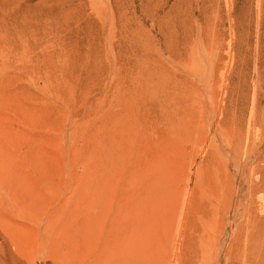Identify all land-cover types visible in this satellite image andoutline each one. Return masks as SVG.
I'll return each mask as SVG.
<instances>
[{
    "label": "rangeland",
    "instance_id": "374dc122",
    "mask_svg": "<svg viewBox=\"0 0 264 264\" xmlns=\"http://www.w3.org/2000/svg\"><path fill=\"white\" fill-rule=\"evenodd\" d=\"M154 84L155 134L140 104ZM166 164L175 217L123 212L133 244L151 230L154 263L185 264L173 252L195 187L210 216L192 264H242L252 232L264 264V0H0V264H76V231L108 230L120 196ZM91 248L82 264H105V241Z\"/></svg>",
    "mask_w": 264,
    "mask_h": 264
},
{
    "label": "bare ground",
    "instance_id": "6f19581e",
    "mask_svg": "<svg viewBox=\"0 0 264 264\" xmlns=\"http://www.w3.org/2000/svg\"><path fill=\"white\" fill-rule=\"evenodd\" d=\"M160 84H154V87L150 90H152L150 92V90L147 88V90L144 89V96H142V101L140 102L141 104V107H146L149 103H150V107L149 108H146V110L148 111V119H150L149 122L151 121H154L153 124H151L153 126V134H155L156 131H158V127L160 126V123L156 120H153L155 119L156 115L154 114L155 111H152L154 110L155 108L157 107H160L161 104H159L157 101H156V97L154 96L155 94L153 93L157 88L161 87L159 86ZM140 99V98H139ZM127 99H125L124 101H126ZM148 101V102H147ZM147 102V103H146ZM128 103V102H127ZM124 110V109H123ZM155 115V116H154ZM145 117V116H144ZM131 118V117H130ZM125 119V116L123 117V121ZM127 120V119H126ZM144 121H145V118H144ZM122 122V121H121ZM130 122V121H129ZM124 123V122H122ZM121 123V124H122ZM127 124V122H126ZM146 124V123H145ZM143 123V125H145ZM148 124V123H147ZM123 125V124H122ZM150 125V126H151ZM124 127V126H123ZM130 127V126H129ZM146 127V126H145ZM122 128V127H121ZM137 128V127H136ZM132 129V127H131ZM134 129V128H133ZM146 129V128H145ZM147 129H149L147 127ZM151 129V127H150ZM136 131V129H135ZM122 132V131H121ZM132 134H133V131L131 130ZM144 132V131H143ZM125 133V131H124ZM135 133V132H134ZM141 133V132H140ZM123 133H121L122 135ZM145 134V133H144ZM131 136H134V135H131ZM140 136V135H139ZM137 137L140 139V137ZM124 137V135H123ZM142 137V136H141ZM155 137V136H154ZM153 137V138H154ZM121 138V136H120ZM125 139V138H124ZM141 140V139H140ZM143 140V138H142ZM139 142V141H138ZM142 142V141H141ZM146 142V141H145ZM153 142V141H152ZM159 142V141H158ZM137 141H135L134 144H136ZM127 144V143H126ZM125 144V145H126ZM147 144V143H146ZM159 144V143H158ZM157 144V145H158ZM124 145V147H125ZM120 146V145H119ZM145 146V145H144ZM123 147V146H122ZM127 147V146H126ZM132 147L131 149L133 150V146H130ZM140 148V147H139ZM124 149V148H123ZM129 149V147L127 148ZM125 151V154L124 156L126 155V153L129 152V150ZM137 149V148H135ZM134 149V150H135ZM144 149V147H143ZM125 150V149H124ZM133 150V151H134ZM123 151V150H121ZM131 151V150H130ZM137 151V150H135ZM146 150H144L145 152ZM151 152V151H150ZM153 152V150H152ZM158 152V151H157ZM103 153V152H102ZM133 152H131L132 154ZM130 154V152H129ZM130 154V155H131ZM135 154V153H134ZM156 154V153H155ZM160 154V153H159ZM159 154L157 157H159ZM118 155V154H117ZM138 155V154H136ZM145 155V158H147V154L146 152L144 153ZM143 155V156H144ZM157 155V154H156ZM164 154H162L161 157H163ZM151 156V155H150ZM155 156V155H154ZM127 157V156H126ZM125 157V158H126ZM133 157V154L132 156ZM139 157V156H137ZM142 157V156H141ZM139 157V158H141ZM120 158V157H118ZM130 157L128 156V159ZM138 158V159H139ZM152 158V157H151ZM156 158V157H155ZM158 159V158H157ZM161 159V158H159ZM131 160V159H130ZM129 160V161H130ZM135 160V158L133 159ZM145 160V159H144ZM163 160L165 161V159L163 158ZM168 160V159H167ZM127 161V160H126ZM140 161V160H139ZM147 161V160H146ZM145 161V162H146ZM157 161V160H156ZM155 161V162H156ZM121 162V161H120ZM132 162V161H131ZM144 162V163H145ZM154 162V161H153ZM160 163V161H158ZM157 162V163H158ZM167 162V161H166ZM133 163V162H132ZM138 163V161H137ZM165 163V162H164ZM169 163V161H168ZM135 164V163H134ZM140 164V163H139ZM153 164V163H152ZM161 164V163H160ZM129 165V164H128ZM145 165V164H144ZM143 165V166H144ZM147 165V164H146ZM154 165V164H153ZM122 166H123V163H122ZM134 166V165H133ZM137 166V165H136ZM135 167V166H134ZM138 167V166H137ZM147 167H149L147 165ZM159 167V166H158ZM162 167V166H161ZM168 167H169V164H168ZM167 167V164L165 165V167L162 169H164L162 171L161 174H158L157 171H155V173H151V174H147L148 177H146L145 181L143 182L142 184V189L138 190L137 192H134V193H126V194H122L120 196V205L117 207V214H116V219L113 223L110 221L109 223H112V224H109L107 225V229L106 231H102V229H100V226L101 224H103V222L105 221L101 219V214L104 213V216L105 218H107L105 214H108L106 212V209H104L102 211V209L99 211L98 208H96L98 210L99 213H101L99 215V213L96 212L97 215H99L100 217V221H98V225L100 222H102L100 225H99V228H98V225L96 227V221L94 222L95 223V226H94V223H90L91 226H90V229H85L86 232H84L85 234L83 236L81 232L83 231H80V230H77L76 233H75V254H76V264H82L81 260H82V256L81 253L82 251L87 253L88 251L90 252V250L93 248V247L98 241H105L106 243V248L108 249V252L105 256V264H153L154 263V257L152 255H154V251L156 252L155 254H159V258H160V254H163L164 255V252H161L159 250V247H158V243H159V240L156 236L153 235V231L151 233V230L150 233L149 232H146L147 230H144V232H141L142 235H141V238L138 240V241H135L136 242V246H135V243L133 244V242L131 241V235L129 233L126 232V228H125V225L122 224V222L120 221V218H121V215L123 214L124 212V216L128 217V215H131L133 213V211L136 213V206H137V211H139L140 209V215L139 217H141L143 219V217L147 218V219H144V220H140L139 221H144V222H147L148 225L149 223H153L152 221H154V223L156 221H168V213L169 215H173L174 214V209L176 208V205L175 203L173 204L170 200V196L169 197H166L165 195V192L167 191L170 183L167 182L166 180V177H164L162 179V175L165 173V175L167 176V173L169 172L168 170H171L170 168L168 169ZM136 168V167H135ZM127 169V168H126ZM139 169V168H138ZM123 170V169H122ZM141 170V168H140ZM155 170V169H154ZM143 171V170H142ZM127 172V171H126ZM133 172V171H132ZM149 173V172H148ZM170 173V172H169ZM130 174V173H129ZM170 175V174H169ZM168 175V176H169ZM137 176V175H135ZM134 176V177H135ZM164 176V175H163ZM208 176V175H207ZM133 177V176H132ZM141 177V176H140ZM131 178V177H130ZM211 178V176H210ZM168 179V178H167ZM169 181V180H168ZM205 182V181H204ZM209 182V181H207ZM128 184V183H127ZM217 184V183H216ZM191 187H192V184H191ZM157 189V190H156ZM214 191V190H213ZM122 197V198H121ZM169 199V200H168ZM260 201H261V210H262V213L264 212V196L260 197ZM95 202H97V200H95ZM99 202V201H98ZM215 202V201H214ZM119 203V202H118ZM117 203V204H118ZM126 204V205H125ZM210 206V203L207 201V198H206V193L203 191V189H196L194 187V189L192 190L191 188L188 189V192L186 194V197L184 199V202H183V207H182V212L179 214V222H178V226H179V230H180V233H179V244H175V249H174V252H173V263L175 262H180L182 261L183 263L185 264H192L194 261L196 262L195 259H200V258H203L206 254V250H207V247H203V249L200 248V242L203 241L201 239L203 238H206L205 242L208 241V233L205 232V228H204V224H201V220L202 218H205L206 216H208V208ZM112 208V206H111ZM169 208V209H168ZM113 209V208H112ZM188 210V212H187ZM105 211V212H104ZM210 213L212 212L211 209L209 210ZM103 212V213H102ZM190 212H192V216H193V220L191 219L190 220ZM189 213V215H187ZM208 214V215H207ZM212 214V213H211ZM210 216V215H209ZM98 217V218H99ZM103 217V215H102ZM114 217V216H113ZM131 217V216H130ZM130 217L128 218L127 221H131ZM173 218L175 217L174 215L172 216ZM109 218V217H108ZM111 219H113L111 217ZM130 219V220H129ZM261 220H264V217L261 216L260 217ZM170 220H171V217H170ZM183 220H185L186 222H183ZM113 221V220H112ZM139 221H133V223H136V222H139ZM92 222V221H91ZM105 223V222H104ZM108 223V220L107 222L104 224L106 225ZM128 223V222H127ZM126 223V224H127ZM133 223H132V226H133ZM157 223V222H156ZM89 224V225H90ZM131 224V223H130ZM141 224V223H140ZM112 225V227H108ZM135 225V224H134ZM137 225V224H136ZM136 225H135V228H136ZM155 225V224H154ZM93 226V227H92ZM128 226V224H127ZM142 226V224H141ZM140 226V229H144ZM86 227V226H85ZM91 227L92 229H94L95 227L99 230H101V233L98 234L95 230H91ZM105 227V226H104ZM104 227H103V230H104ZM129 227V226H128ZM139 228V226H137ZM151 227V226H150ZM155 227V226H154ZM102 228V227H101ZM130 228V227H129ZM128 228V229H129ZM132 228V229H133ZM148 229V227H146ZM106 229V228H105ZM131 229V230H132ZM152 229V228H150ZM155 229V228H153ZM208 229V228H206ZM135 230V229H134ZM137 230V228H136ZM80 231V232H79ZM130 231V230H129ZM128 231V232H129ZM178 231V230H177ZM103 232V233H102ZM131 232V231H130ZM133 233V232H132ZM135 233H138V230L135 232ZM169 233V232H168ZM178 233V232H177ZM129 234V235H128ZM139 234V233H138ZM137 234V235H138ZM148 234V235H147ZM134 236H136L134 234ZM258 236V235H257ZM136 237H140L139 235L136 236ZM159 237V235H158ZM82 238H85L83 239L84 241V246L81 245V242H82ZM136 240V239H135ZM93 241V244L91 243ZM238 241V240H237ZM242 241V240H241ZM246 247H244V252L242 253L243 254V257L242 258V264H258L256 263V257H255V247H257V244H258V240H256L254 238V232L252 233H249L246 237ZM262 243H263V247H264V240H262ZM240 244V243H239ZM238 244V245H239ZM248 244V245H247ZM101 245L103 246L104 244H102L101 242ZM100 245V246H101ZM132 246H135V249L132 247ZM157 246L158 247V250L159 252L157 253L158 250H154V247ZM244 246V245H243ZM242 246V247H243ZM156 247V248H157ZM162 248V246H160ZM239 247V246H237ZM133 248V251H131ZM83 249V250H81ZM241 249V248H240ZM106 250V249H105ZM135 250V252H134ZM154 250V251H153ZM107 251V250H106ZM123 252L124 254V257L127 256V255H130L128 256L127 258H124L122 255L121 257L124 258V261H118V258H114L112 255H114L116 252ZM153 251V252H152ZM132 252V253H130ZM237 252V251H236ZM240 252V250H239ZM153 253V254H152ZM166 253V251H165ZM262 253V252H261ZM264 253V252H263ZM97 254V253H96ZM235 254L234 253V257H235ZM240 254V253H239ZM162 255V257H164ZM262 255V254H261ZM96 256V255H95ZM87 257L88 254H87ZM157 257V256H156ZM160 258L161 260L163 258ZM242 257V256H241ZM97 258V257H96ZM99 258V256H98ZM153 258V259H152ZM157 259L156 261L157 262H160V259ZM236 258V257H235ZM258 258V257H257ZM260 258V257H259ZM258 258V259H259ZM95 259V258H94ZM156 259V258H155ZM154 260V261H153ZM239 260V258H238ZM262 260V259H261ZM260 260V261H261ZM89 260H86V264H89L88 262ZM164 261V260H163ZM162 261V262H163ZM259 261V260H258ZM257 261V262H258ZM263 262H264V258H263ZM161 263V262H160ZM159 263V264H160ZM85 264V263H84ZM156 264V263H154ZM163 264V263H162ZM195 264V263H194ZM198 264V263H197ZM232 264V263H231Z\"/></svg>",
    "mask_w": 264,
    "mask_h": 264
}]
</instances>
